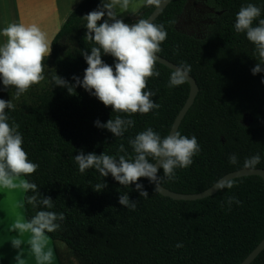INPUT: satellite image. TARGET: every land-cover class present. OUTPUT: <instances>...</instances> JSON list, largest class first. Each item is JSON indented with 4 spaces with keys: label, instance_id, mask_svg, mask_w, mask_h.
<instances>
[{
    "label": "trees",
    "instance_id": "16d2710c",
    "mask_svg": "<svg viewBox=\"0 0 264 264\" xmlns=\"http://www.w3.org/2000/svg\"><path fill=\"white\" fill-rule=\"evenodd\" d=\"M204 1L218 13L213 14L202 36L176 28L187 0H172L153 21L167 31L158 54L179 67L190 65L189 74L198 85L195 100L177 131L195 136L201 150L190 167L175 170L174 181H161L163 187L180 193L202 191L228 172L249 168L245 161L254 155L260 156V163L251 168L264 170V72L252 74L258 63L255 47L246 34L234 29L236 14L248 3L260 7L258 19L264 18V0ZM99 5L100 0H82L66 17L51 40L50 55L45 57L44 81L18 100L16 90L0 82V99L15 105L14 110H5L9 124H19L28 159L39 165L26 179L54 205L52 209L34 208L26 203L23 193L26 220L38 210L63 213L60 228L46 233L55 243L60 264H73L74 258L80 264H239L264 237V181L260 176L233 178L234 187L202 199L177 200L155 191L147 178L138 181L148 193L145 198L134 184L124 187L111 174L101 177L95 169L79 172L74 156L81 150L118 156L125 154L118 153L123 144L131 157L134 153L128 141L139 132L151 127L162 138L168 135L189 93L186 80L169 88L173 70L157 62L160 75L149 78L145 90L155 94L152 100L160 108L131 117L120 114L135 124L122 137H115L94 124L118 115L110 106L105 107L80 86L71 93L54 86L55 75L69 84L75 83L74 76L83 79L87 63L81 52L90 54L94 46L85 38L83 17ZM154 8L145 4L136 20L123 21L145 19ZM101 58L114 70L112 56ZM230 154L236 155V164L229 163ZM157 175L163 177L162 168ZM101 182L107 187L94 191ZM125 193L136 201L134 211L118 203ZM229 197L241 204L229 208ZM58 243L64 245L63 253ZM177 243L183 247L176 248ZM250 264H264V249Z\"/></svg>",
    "mask_w": 264,
    "mask_h": 264
},
{
    "label": "clouds",
    "instance_id": "9594fccd",
    "mask_svg": "<svg viewBox=\"0 0 264 264\" xmlns=\"http://www.w3.org/2000/svg\"><path fill=\"white\" fill-rule=\"evenodd\" d=\"M160 0H146L150 6H158ZM130 0H100L96 10L83 17L86 21L85 38L94 46L90 54L81 52L87 68L83 79L74 76V84L57 75L53 78L54 86L67 88L69 93L74 92L76 86L95 96L105 107H111L112 112L118 115L101 124L99 120L94 124L99 128H106L115 137H122L128 128L133 127L135 121L130 118L134 114H148L160 105L153 102L155 95L146 91L147 82L151 77H158L156 70L157 54L162 51L161 44L167 39V31L163 24L157 25L149 19H139L129 25L120 18L123 12L129 9ZM118 9L120 11H118ZM262 9L253 3L242 6L235 17L234 29L236 33L246 34L247 40L254 45L258 56V63L251 69L253 75L264 72V18ZM102 23L98 24L103 17ZM258 21L254 24V22ZM0 35L6 38L0 44V82L5 88H14L15 99H19L33 85L45 80V57L50 55L51 42L45 32L37 25L10 23L0 30ZM102 55H110L115 59L113 67L102 60ZM191 66L183 64L173 71L169 78V88L185 83ZM264 83V80H262ZM6 109H15L11 100L0 99V188L19 189L25 194V201L34 208L52 209L53 201L49 197H41L38 186L26 177L34 174L39 165L28 159L23 148V137L18 131L19 124H9ZM128 143L131 145L134 156L129 157L123 144H120L118 153L124 155L113 156L102 153L85 154L82 150L74 156L81 174L89 169H95L101 177L111 174L120 185L128 187L134 184L140 197H148L143 185L138 183L140 178H147L160 187L162 179L174 181L176 169H186L193 163V157L200 152V145L195 136L188 137L179 131L172 132L163 138L151 127L139 132ZM229 163L236 164L235 154L229 155ZM260 163V156L254 155L245 161L246 167H255ZM163 169V177L157 174ZM104 182L95 185L94 191L106 188ZM217 191L231 189L234 181L219 182ZM31 193V195H29ZM118 203L126 209L135 210L136 201H131L127 193L118 197ZM241 201L229 197L230 206ZM65 219L63 213L48 210H38L30 219L17 218L12 231L18 233L30 232L31 248L39 257L42 253L46 233L57 231L60 223ZM22 241L16 239L11 242L14 249H20ZM176 248L183 247L177 243ZM50 253L43 259H50ZM18 258V257H17Z\"/></svg>",
    "mask_w": 264,
    "mask_h": 264
},
{
    "label": "crops",
    "instance_id": "0c3cea01",
    "mask_svg": "<svg viewBox=\"0 0 264 264\" xmlns=\"http://www.w3.org/2000/svg\"><path fill=\"white\" fill-rule=\"evenodd\" d=\"M81 0H0V30L10 23L37 25L45 32L49 42L57 33L69 13ZM5 37L0 35V44ZM11 195L0 199V264H60L53 240L45 234L42 253L38 257L31 248L30 232L18 233L12 231V225L17 218H24L23 192L14 189ZM11 193V192H9ZM7 199V201L5 200ZM22 241L20 249H14L11 242ZM57 246L64 247L62 243ZM50 259L44 260V255ZM18 257V258H17Z\"/></svg>",
    "mask_w": 264,
    "mask_h": 264
},
{
    "label": "water",
    "instance_id": "95a60500",
    "mask_svg": "<svg viewBox=\"0 0 264 264\" xmlns=\"http://www.w3.org/2000/svg\"><path fill=\"white\" fill-rule=\"evenodd\" d=\"M171 1L172 0H160L159 5L155 6V8L152 10V12L145 19H149L150 21L153 22L158 17V15L162 12V10L165 9L166 6ZM123 22L126 24H129V25H133L137 21H131V22L123 21ZM157 57H158L157 62L165 65L166 67H168L169 69H171L173 71H176L180 68L177 64L166 59L165 57L160 56L159 54H157ZM186 81L189 84L188 96H187L184 104L182 105V107L178 111L177 115L175 116L174 121L171 125V128H170L168 134L178 130L182 119L186 115L189 108L192 106V104L195 100V97L198 93V85H197L194 77H192L189 73L187 74ZM247 175H258L264 181V170L263 169H261V168H241V169L234 170V171H231V172L224 174L216 182H214L210 187H208L202 191L196 192V193L175 192V191H171V190L163 187L162 185H160V187L157 189V191L160 194L167 196V197H170L172 199L197 200V199H202V198H205V197H208V196L215 194L217 192L215 186L219 182L231 180L233 178H237L240 176H247ZM152 185L154 188H156V185L154 183H152ZM263 249H264V237L261 239V241L250 251V253L239 264H250Z\"/></svg>",
    "mask_w": 264,
    "mask_h": 264
},
{
    "label": "rangeland",
    "instance_id": "374dc122",
    "mask_svg": "<svg viewBox=\"0 0 264 264\" xmlns=\"http://www.w3.org/2000/svg\"><path fill=\"white\" fill-rule=\"evenodd\" d=\"M82 1V0H81ZM80 1V2H81ZM197 3V14H195L194 10L192 11L193 5H189L184 8L182 14L178 17L176 28L179 31H182L187 34H192L196 36H202L207 32L208 25L210 23L209 18H213V15L211 12L208 11V13H204L203 15L198 16L200 13L198 10H201L203 6L205 5L204 0H193ZM146 4V0H130L129 9L126 12H123L120 16V18H131L132 20H136L137 16L136 13ZM196 10V9H195ZM118 11H120L118 9ZM104 19H107V16L105 15ZM249 121V116L246 115L244 122L247 123ZM13 192H17L13 190ZM7 201V199H5ZM58 249L60 253H63L64 248L59 247ZM73 264H80L79 260L77 258L73 259Z\"/></svg>",
    "mask_w": 264,
    "mask_h": 264
},
{
    "label": "flooded vegetation",
    "instance_id": "af4514ba",
    "mask_svg": "<svg viewBox=\"0 0 264 264\" xmlns=\"http://www.w3.org/2000/svg\"><path fill=\"white\" fill-rule=\"evenodd\" d=\"M189 5H193V8H195V9H192V11L194 10L195 12V14H197V3H196V1H193V0H187V2H186V4H185V6H184V8L185 7H187V6H189ZM199 11V15L198 16H200V15H203L204 13L206 14V13H208V11L209 12H211V14L213 15L214 13H218V12H216L212 7H210V6H208L206 3H205V5L203 6V8H201V10H198ZM209 20H210V23H212V21H213V18H209ZM176 24H177V22H176Z\"/></svg>",
    "mask_w": 264,
    "mask_h": 264
},
{
    "label": "bare ground",
    "instance_id": "6f19581e",
    "mask_svg": "<svg viewBox=\"0 0 264 264\" xmlns=\"http://www.w3.org/2000/svg\"><path fill=\"white\" fill-rule=\"evenodd\" d=\"M11 192V193H9ZM13 192V190H10V189H5V188H0V199L3 197V196H8V195H11ZM2 205V203L0 202V206Z\"/></svg>",
    "mask_w": 264,
    "mask_h": 264
}]
</instances>
